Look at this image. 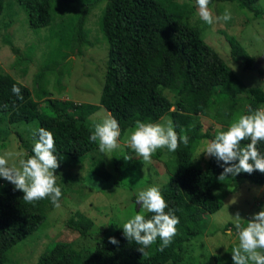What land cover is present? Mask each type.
I'll return each mask as SVG.
<instances>
[{
  "label": "trees",
  "instance_id": "1",
  "mask_svg": "<svg viewBox=\"0 0 264 264\" xmlns=\"http://www.w3.org/2000/svg\"><path fill=\"white\" fill-rule=\"evenodd\" d=\"M6 1L0 0V15ZM14 1L26 11L31 27H49L50 52L34 74L33 89L0 67V105H7L0 107V143L12 125L35 120L38 127L54 134L55 155L60 165L56 171L76 166L98 148V143L88 138L98 121L91 122L89 117L100 106L119 122V139L134 129L137 120L155 123L164 115L170 117L178 134L189 137L188 145L181 143L165 162L168 178L161 186L162 195L179 217L178 234L170 246L159 251L158 238L142 253L140 245L124 237L122 225L111 232L102 229L100 239L92 247H86L95 222L76 211L66 219L65 225L77 232V238L55 241L38 257L36 264H183L185 242L204 233L207 214L219 210L223 199L243 181L264 186V173L258 170L229 175L220 181L222 162L208 156L201 166L193 160L202 140L214 139L217 132L226 131L239 116L248 114L249 108L255 110L264 105V88L245 85L205 42L198 27L190 23L195 9L191 0ZM103 1L97 23L108 52L99 104L52 97L47 74H54L59 84L71 53L80 55L85 46L93 43L86 21L91 10ZM222 1L235 2L255 18L264 16V11L255 6L257 0H210V4ZM224 36L231 57L243 63L245 69H254L255 58L233 35L225 32ZM3 42L16 53L17 62L24 60L19 47L7 38ZM14 84L21 88L23 99L13 94ZM203 116L212 118L219 126L213 132L204 130ZM19 139L22 140L20 136ZM249 142L242 141L241 146ZM25 146L31 156L32 148ZM257 147L264 153V141ZM143 162L142 158L116 157L115 169L137 170ZM91 173L103 180L111 177L102 161ZM71 182L66 184L57 179L62 190L60 201L69 192ZM23 195L13 184H6L0 178V264H6L10 248L35 232L55 207L47 198L27 203ZM144 215L151 218L152 213ZM246 221L240 223L245 226ZM231 225L228 222L225 228ZM109 237H115L118 245L109 243ZM231 248L223 257L215 255V258L227 259Z\"/></svg>",
  "mask_w": 264,
  "mask_h": 264
},
{
  "label": "rangeland",
  "instance_id": "2",
  "mask_svg": "<svg viewBox=\"0 0 264 264\" xmlns=\"http://www.w3.org/2000/svg\"><path fill=\"white\" fill-rule=\"evenodd\" d=\"M191 3L195 4V9L190 17V23L198 27L205 42L218 52L245 85H258L264 88V16L255 18L252 12L240 9L235 2H214L209 5L214 15H222L228 10L232 19L209 25L200 19L196 0H191ZM104 4L105 1L100 2L87 17L89 39L93 43L85 46L80 55L76 52L71 53L67 67L64 68L65 72L60 74L59 84H56L54 74H47L52 97L99 104L108 52L107 42L100 34L97 23ZM5 5L0 15V67L33 89L34 74L50 52L49 27H31L26 11L18 2L7 0ZM255 6L264 11V0H257ZM225 32L233 35L248 54L255 58L254 69H245L243 63L231 57ZM6 38L20 48L19 54L24 58L22 62H17L16 53L3 42ZM168 95L171 96L170 93ZM109 116L106 109L100 106L89 118L91 122L98 120L97 123H100ZM169 121L171 122L170 117L164 115L155 123L166 125ZM202 123L204 130L210 129L212 132L219 126L208 116L202 117ZM35 128H38V122L35 120L9 127L6 137L0 143V155L12 154L9 164L19 166V159H26L29 156L25 145L33 147L31 129ZM130 135L131 131L128 130L124 137L119 139V147L115 151L102 153L96 148L89 152L80 164L55 172L58 180L65 181L66 184L72 181L69 192L59 202L60 207H54L47 213L45 221L35 232L10 248L6 264H36L38 257L46 249L51 248L55 241L76 239L77 232L65 225L66 219L76 211H80L95 222L85 244L86 247H92L100 239L102 229L111 232L140 210L135 203L138 192L152 185L161 187L167 181L165 162L170 158V152L166 148L158 149L159 154L155 153L149 162L144 161L139 169L117 171L116 157L123 159L128 154L134 159L139 158L129 145ZM207 141L210 139L201 141L193 158L195 162L196 160L200 162L198 164L201 166L208 158L202 152ZM128 148L131 150L129 153ZM99 161H102L103 168L110 172L109 180H103L91 173ZM1 179L6 184L10 183ZM263 207L264 186L249 181L241 182L236 190L223 199V205L219 210L205 216L204 233L185 242L187 251L183 264H233L232 248L227 259L224 257L219 261L215 258V255L223 257L227 249L238 245L233 217L238 212L241 221H246ZM228 222L233 225L225 228ZM228 230L233 233L231 237L227 235Z\"/></svg>",
  "mask_w": 264,
  "mask_h": 264
},
{
  "label": "clouds",
  "instance_id": "3",
  "mask_svg": "<svg viewBox=\"0 0 264 264\" xmlns=\"http://www.w3.org/2000/svg\"><path fill=\"white\" fill-rule=\"evenodd\" d=\"M196 4L200 19L209 25L232 19L228 10L222 15H214L209 7L210 0H196ZM12 92L23 99L21 88L17 85H13ZM0 107L7 108V105ZM31 136L34 141L33 154L26 159H19V166L9 164L11 153L0 155V178L13 184L15 190L23 192V201L27 203L47 198L55 207H60L62 190L55 174L60 165L55 155L54 134L44 127H38L31 129ZM120 136L119 122L109 116L93 125L88 139L92 143H98L99 151L106 153L119 147ZM245 140L250 142L241 146V142ZM262 141L264 107L255 110L249 108L248 114L239 116L226 131L217 132L214 139L207 141L202 152L214 157L218 163L222 162L223 172L219 176L221 181L241 172L251 174L258 170L264 173V153L257 147ZM181 143L187 146L189 137L178 134L170 121L164 125L137 120L129 137L131 149L145 162H149L158 149L166 148L169 152H175ZM135 203L140 210L123 224L124 237L140 245L139 251L142 253L159 238V251H163L178 234L179 217L175 215V209L169 208L160 185H152L139 191ZM145 212L152 213L151 218H146ZM233 218L238 237V245L231 250L233 264H264V210L253 214L246 221V226L240 223L242 219L238 212ZM227 235L231 237L232 231L228 230ZM108 242L113 245L119 243L115 237H109Z\"/></svg>",
  "mask_w": 264,
  "mask_h": 264
},
{
  "label": "water",
  "instance_id": "4",
  "mask_svg": "<svg viewBox=\"0 0 264 264\" xmlns=\"http://www.w3.org/2000/svg\"><path fill=\"white\" fill-rule=\"evenodd\" d=\"M137 208H139V205H137Z\"/></svg>",
  "mask_w": 264,
  "mask_h": 264
}]
</instances>
